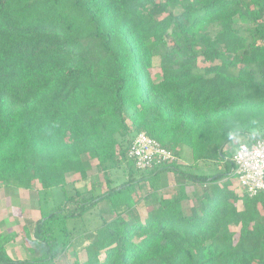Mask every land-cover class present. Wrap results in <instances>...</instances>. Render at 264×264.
I'll return each instance as SVG.
<instances>
[{"label": "trees", "instance_id": "16d2710c", "mask_svg": "<svg viewBox=\"0 0 264 264\" xmlns=\"http://www.w3.org/2000/svg\"><path fill=\"white\" fill-rule=\"evenodd\" d=\"M140 132L189 162L139 169ZM239 136L264 137V0H0V187L41 185L21 233L33 257L12 258L17 234H0V264H264V189H230ZM92 157L107 189L69 192ZM102 201L110 220L69 228Z\"/></svg>", "mask_w": 264, "mask_h": 264}, {"label": "rangeland", "instance_id": "374dc122", "mask_svg": "<svg viewBox=\"0 0 264 264\" xmlns=\"http://www.w3.org/2000/svg\"><path fill=\"white\" fill-rule=\"evenodd\" d=\"M175 11H178L179 9L175 8ZM159 51L163 52L162 49H160ZM157 64H159V61H157ZM161 75V69L160 66H155L154 68V76L156 78H158ZM241 142L243 141H247L246 137L244 136H239L238 138ZM230 147V145H228V148ZM237 147H233L232 148V152L234 153ZM187 152V149H186ZM186 159V158H184ZM181 162H183L182 159H180ZM91 165L92 168L91 170L88 172V177L86 179H83L82 176L80 174H77L75 176H70L68 175V180L71 181V183L69 184L68 191L71 193L75 192V189H81V190H89L91 189V187L93 185H97V187L95 188V191L97 194L103 193L106 189H107V184L105 181V177H104V173L99 171L98 169V160L95 157L91 158ZM126 165L123 164L121 166V168H119L118 170H114L112 171V177L114 178V183H119L122 180H125L127 178V174H126ZM222 168V165H217V166H212L210 168H208L207 170L209 172H214L218 169ZM205 169L203 168V172ZM171 178L168 180V173L165 172L163 173L162 176V180L163 181H169L168 183H166L167 187L164 189L163 193H165L166 195H174L175 194V186L174 183L175 178L174 176H170ZM231 179V185H230V189L234 190L235 192L242 194L243 193V187L241 184H239L237 182V180L235 179V177L233 176ZM4 186L3 183H1V187ZM169 186V187H168ZM41 185L38 181L34 182V186L33 189L28 190V189H24V188H18V189H12L11 191L6 190V191H1L2 195H0L1 197H7L8 199H10V204H12V206L15 208V210L20 211L21 214H24V221H26L25 218H29L32 220H37L41 217V210L38 207V191L40 190ZM57 189V188H55ZM54 189V190H55ZM151 187L148 183H143V185L140 187V189L138 190L137 196H144L146 194H148L151 191ZM203 187H201V185H196L194 186V189H192V191H190V199L188 201L185 202L186 207H190L191 204L193 203V205H197L198 204V198L199 196L202 194ZM56 195V200H55V205L54 204H50L52 207L53 205L56 206L59 202H60V198L58 195V192L55 193ZM11 195H14L13 198ZM15 196L17 198H15ZM11 197V198H10ZM155 201V200H154ZM152 204V201H148L145 202L144 200H142L139 204V206L137 207V213L139 216L143 217L146 212H147V207H149ZM241 203H239V207H241ZM9 207V204H8ZM11 213V211H10ZM11 214H15L14 212ZM25 215H28V217H26ZM127 215H129L127 213ZM11 216V215H10ZM114 216V211L113 209L110 207V205L106 202V201H102L98 204V206L96 208H93L88 214H86L84 216V222L80 221V220H71L69 221V228L70 229H74L73 227H75V231L77 232H81L82 230L84 231L85 229L88 228H95L96 226L100 225L102 220H110L112 217ZM12 217V216H11ZM13 219L11 220H17L16 218L12 217ZM18 218V217H17ZM14 225V224H13ZM19 223L18 225H15V228L19 230L20 226ZM233 230L238 231V227L237 226H233ZM76 233V232H75ZM26 241L27 239L24 238ZM28 242V241H27ZM24 243L23 240H20L19 242H17V244L14 246V248L17 249V251L19 250V252L21 253H17L15 254L16 256H19L23 259L26 258H31L33 257V253L29 251V247L32 246V244L30 243ZM82 240L81 239H77L75 242V246L77 245V247H80L82 244ZM28 246V247H27ZM80 257L82 259L85 258V253L81 252ZM57 264H67L66 258L65 257H61L58 259Z\"/></svg>", "mask_w": 264, "mask_h": 264}, {"label": "built area", "instance_id": "2783aa9c", "mask_svg": "<svg viewBox=\"0 0 264 264\" xmlns=\"http://www.w3.org/2000/svg\"><path fill=\"white\" fill-rule=\"evenodd\" d=\"M129 156L135 159L139 169L153 168L163 161H180L171 150L145 132L135 136ZM230 159L234 163V177L243 191L254 196L264 189V137L240 142Z\"/></svg>", "mask_w": 264, "mask_h": 264}, {"label": "crops", "instance_id": "0c3cea01", "mask_svg": "<svg viewBox=\"0 0 264 264\" xmlns=\"http://www.w3.org/2000/svg\"><path fill=\"white\" fill-rule=\"evenodd\" d=\"M187 154L189 156H191V153L187 150ZM183 162L185 163H188L189 161L187 160H184L182 159ZM168 173V180L171 178L170 176H174L172 173ZM163 174L161 175V178H162ZM175 178V177H174ZM236 179V178H235ZM163 181V180H162ZM169 182V181H168ZM168 182H163L161 188L158 190V194L159 195H163L164 197L168 196L166 195L165 193H163L164 189L167 187L166 183ZM196 185H201V184H196ZM194 185V186H196ZM174 186L176 187V182L174 183ZM194 186H187V189H188V195H189V199H190V191H192V189H194ZM169 187V186H168ZM201 187H203L201 185ZM204 188V187H203ZM26 189V188H24ZM6 191L5 187L2 186L0 187V195H2L1 191ZM29 190V189H28ZM17 191V190H16ZM203 191V190H202ZM12 198L14 195H11ZM11 198V197H10ZM15 198H17L15 196ZM188 199V200H189ZM187 200V201H188ZM8 204H9V207H8ZM193 205V203L191 204V206ZM15 213L14 215L10 213ZM16 218L17 220H11L13 219L12 217ZM24 214H21L20 211H17L15 210V208L12 206V204H10V199H8L7 197H1L0 198V234H3V235H10V234H13V233H16L17 234V237L15 238V240H12L10 241L9 243H7L6 245V249H7V252L9 253V255L14 258V259H23L19 256H16L15 254L17 253H21L19 252V250L17 251L16 248H14V246L17 244V242H19L20 240H23L24 243H26L27 241L24 239V235L21 234L22 233V226L25 224L26 221H24V217H23ZM26 217H28V215H25ZM18 217V218H17ZM25 219H29V218H25ZM19 223V230L15 228V225H18ZM14 224V225H13ZM18 226V227H19ZM28 243V242H27ZM28 247V246H27Z\"/></svg>", "mask_w": 264, "mask_h": 264}]
</instances>
